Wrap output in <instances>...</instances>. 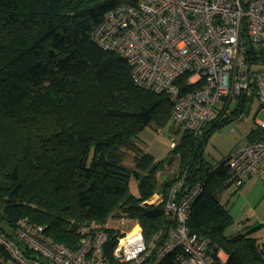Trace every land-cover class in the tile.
<instances>
[{"label":"trees","instance_id":"trees-1","mask_svg":"<svg viewBox=\"0 0 264 264\" xmlns=\"http://www.w3.org/2000/svg\"><path fill=\"white\" fill-rule=\"evenodd\" d=\"M135 1L0 0V233L12 238L26 218L74 251L81 237L103 231L104 255L114 263L119 233L107 223L121 216L137 221L154 252L176 226L164 208L182 178L178 199L202 185L187 227L208 239L210 264H264V244L251 231L224 234L233 221L219 200L226 159L213 166L203 159L211 132L232 119V111L222 113L227 101L199 134L182 131L164 159L135 142L148 126L175 124L167 96L136 86L125 60L90 39L108 10ZM245 49L255 53L248 41ZM235 105V112H244L240 98ZM128 156L132 167L123 164ZM175 159L176 171L167 176L165 167ZM131 176L137 196L129 192ZM154 194L162 200L147 204ZM173 255L156 264H172Z\"/></svg>","mask_w":264,"mask_h":264},{"label":"built area","instance_id":"built-area-1","mask_svg":"<svg viewBox=\"0 0 264 264\" xmlns=\"http://www.w3.org/2000/svg\"><path fill=\"white\" fill-rule=\"evenodd\" d=\"M90 39L125 60L136 86L164 93L170 115L182 131L199 134L221 100L230 103L243 97L245 104H255L264 113V0L122 3L107 11ZM245 41L255 53L246 51ZM256 122L259 137L234 148L226 158L228 180L236 186L252 177L264 185V118ZM182 184L180 178L164 208L167 216H175L176 226L154 252L137 221L121 216L107 223L120 234L112 252L114 263L104 255L103 231L81 237L74 252L50 241L44 226L22 218L12 238L0 233V251L6 255L1 264H144L148 259L156 264L170 253H174L172 264H210L208 239L187 227L189 208L202 185L196 183L178 199ZM129 222L131 228L124 232L121 228ZM18 242L30 256L21 252Z\"/></svg>","mask_w":264,"mask_h":264},{"label":"rangeland","instance_id":"rangeland-1","mask_svg":"<svg viewBox=\"0 0 264 264\" xmlns=\"http://www.w3.org/2000/svg\"><path fill=\"white\" fill-rule=\"evenodd\" d=\"M224 104L225 101L223 100L216 104V114L219 109L223 108ZM235 104V102H227V106L223 109L222 113L227 115L232 111V119L214 129L207 138L206 144L203 148V159L208 166L215 165L217 162L221 161L229 151L240 145H244L259 133L256 121L264 118L263 111H261L255 104H252L248 113H240L239 111L235 112ZM181 133L182 131L180 128L171 122L160 129L148 126L138 134L135 142L159 158L163 157L166 151L171 148V142L176 141L181 136ZM123 164L127 167H132V161L129 156L124 157ZM176 166L175 163L166 165L164 174L169 176L176 171ZM128 186L130 194L137 196V181L133 176L130 177ZM129 226H131L130 222L126 223L124 228L121 229L126 232L131 228Z\"/></svg>","mask_w":264,"mask_h":264},{"label":"crops","instance_id":"crops-1","mask_svg":"<svg viewBox=\"0 0 264 264\" xmlns=\"http://www.w3.org/2000/svg\"><path fill=\"white\" fill-rule=\"evenodd\" d=\"M142 149L151 154L155 160L164 159L170 153L169 149L163 157L158 158L146 149ZM230 152L222 160L226 159ZM173 163L178 165V160L175 159ZM153 197L156 198L154 203L151 202L153 204L162 200V196L158 194L152 195L149 199ZM219 200L233 219L232 224L224 230L226 236L251 231L252 236L258 237L259 242L264 244V185L260 180L252 177L241 186H236L227 178L219 194ZM3 256V253H0V264L4 259ZM217 256L222 262L227 259V255L222 250L217 252Z\"/></svg>","mask_w":264,"mask_h":264},{"label":"bare ground","instance_id":"bare-ground-1","mask_svg":"<svg viewBox=\"0 0 264 264\" xmlns=\"http://www.w3.org/2000/svg\"><path fill=\"white\" fill-rule=\"evenodd\" d=\"M239 99V98H238ZM236 101H237V99L236 100H234V101H232V102H235L236 103ZM241 101V100H240ZM169 102V101H168ZM232 102H230V103H232ZM175 123V122H174ZM175 125H177L176 123H175ZM256 125H257V122H256ZM178 126V125H177ZM179 127V126H178ZM180 128V127H179ZM257 128H258V130H259V133H258V135L256 136V137H254V138H258L259 137V135H260V128L258 127V125H257ZM181 130V129H180ZM182 131V130H181ZM253 138V139H254ZM172 142H174V141H172ZM171 145V144H170ZM172 147V146H171ZM155 200H156V198H151V199H149V200H147V201H145L147 204H153L154 202H155ZM151 202H153V203H151ZM140 226V225H139ZM141 228V227H140ZM119 233V232H118ZM142 233V232H141ZM120 235V234H119ZM50 241H52V240H50ZM70 250V249H69ZM78 250V249H77ZM77 250H74V252L75 251H77ZM1 252V251H0ZM6 258V257H5ZM4 258V259H5ZM3 259V260H4Z\"/></svg>","mask_w":264,"mask_h":264},{"label":"water","instance_id":"water-1","mask_svg":"<svg viewBox=\"0 0 264 264\" xmlns=\"http://www.w3.org/2000/svg\"><path fill=\"white\" fill-rule=\"evenodd\" d=\"M240 100L243 101V97H241ZM249 107H250V104L247 102V103L245 104V110H244V113H248Z\"/></svg>","mask_w":264,"mask_h":264}]
</instances>
